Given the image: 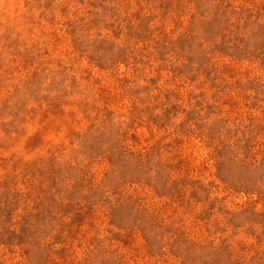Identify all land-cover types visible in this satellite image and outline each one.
Segmentation results:
<instances>
[{"label": "rangeland", "instance_id": "rangeland-1", "mask_svg": "<svg viewBox=\"0 0 264 264\" xmlns=\"http://www.w3.org/2000/svg\"><path fill=\"white\" fill-rule=\"evenodd\" d=\"M0 264H264V0H0Z\"/></svg>", "mask_w": 264, "mask_h": 264}]
</instances>
